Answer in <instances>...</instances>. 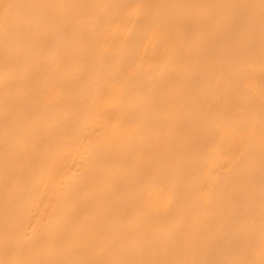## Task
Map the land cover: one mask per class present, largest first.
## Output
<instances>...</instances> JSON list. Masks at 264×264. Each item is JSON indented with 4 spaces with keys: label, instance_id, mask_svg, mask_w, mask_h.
I'll return each instance as SVG.
<instances>
[{
    "label": "bare ground",
    "instance_id": "obj_1",
    "mask_svg": "<svg viewBox=\"0 0 264 264\" xmlns=\"http://www.w3.org/2000/svg\"><path fill=\"white\" fill-rule=\"evenodd\" d=\"M0 264H264V0H0Z\"/></svg>",
    "mask_w": 264,
    "mask_h": 264
}]
</instances>
